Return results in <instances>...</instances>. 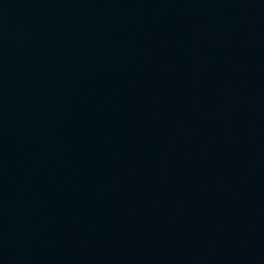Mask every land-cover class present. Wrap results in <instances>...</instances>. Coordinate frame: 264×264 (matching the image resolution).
I'll return each mask as SVG.
<instances>
[{"label":"water","instance_id":"obj_1","mask_svg":"<svg viewBox=\"0 0 264 264\" xmlns=\"http://www.w3.org/2000/svg\"><path fill=\"white\" fill-rule=\"evenodd\" d=\"M0 264H264V0H0Z\"/></svg>","mask_w":264,"mask_h":264}]
</instances>
